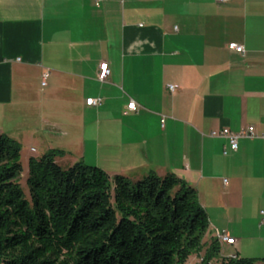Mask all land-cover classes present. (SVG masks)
I'll return each mask as SVG.
<instances>
[{"label":"crops","instance_id":"1","mask_svg":"<svg viewBox=\"0 0 264 264\" xmlns=\"http://www.w3.org/2000/svg\"><path fill=\"white\" fill-rule=\"evenodd\" d=\"M249 126L264 135V0H0V134L110 180L174 175L196 191L217 264H264V139L223 156L209 137Z\"/></svg>","mask_w":264,"mask_h":264},{"label":"trees","instance_id":"2","mask_svg":"<svg viewBox=\"0 0 264 264\" xmlns=\"http://www.w3.org/2000/svg\"><path fill=\"white\" fill-rule=\"evenodd\" d=\"M50 150L27 160L21 189L19 144L0 134V264H199L219 256L204 250L208 219L196 191L174 175L112 180L81 162L63 169ZM219 258V264H256Z\"/></svg>","mask_w":264,"mask_h":264},{"label":"built area","instance_id":"3","mask_svg":"<svg viewBox=\"0 0 264 264\" xmlns=\"http://www.w3.org/2000/svg\"><path fill=\"white\" fill-rule=\"evenodd\" d=\"M96 1V0H95ZM218 3L223 2V0H215ZM97 4V3H96ZM228 50L233 51L235 53L238 54H243V48L240 45H237L235 43H230L228 45ZM108 69H107V64L102 63L99 66V74H98V81L99 82H104L106 81L107 77H108ZM47 77V73H44L42 75V80H41V86L45 85V79ZM168 89L170 91L173 90L172 86H168ZM87 105H90L92 107L98 106L100 104V100L98 99H88L86 101ZM135 110V104L133 103V101H129V103L127 104L126 107V111L127 112H132ZM163 123H164V119L161 118L160 119V126L161 128L163 127ZM209 137L212 138H221L224 139L227 143V147L223 150L222 154L223 156L227 155L228 152H235L238 148V141L240 139H247V140H253V139H264V135H257L254 131V128L249 126L247 128H245L244 130H241L237 133H232L230 132L228 129H221L218 132H211L209 134ZM260 216H261V223L264 224V212L260 211L259 212ZM216 238L217 241L220 244H225V245H234L235 241L233 238H231L230 236H228L227 233L225 232H219L216 233ZM230 258H235V255H231ZM201 261V259H199V262L197 264H199Z\"/></svg>","mask_w":264,"mask_h":264},{"label":"rangeland","instance_id":"4","mask_svg":"<svg viewBox=\"0 0 264 264\" xmlns=\"http://www.w3.org/2000/svg\"><path fill=\"white\" fill-rule=\"evenodd\" d=\"M32 143H20L19 148H20V164H21V173H20V178H19V184L21 189L24 191V193H27V188H26V179H27V160L30 157H37L40 155V149H39V141L38 140H31ZM30 148H33L34 150L37 151L36 154L30 153ZM59 157V156H58ZM63 164V163H61ZM61 168L66 169L68 167L64 165H59ZM190 264H197L199 262L198 258L195 257V255H191L188 259ZM211 264H217V262L211 260Z\"/></svg>","mask_w":264,"mask_h":264}]
</instances>
